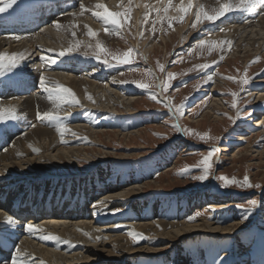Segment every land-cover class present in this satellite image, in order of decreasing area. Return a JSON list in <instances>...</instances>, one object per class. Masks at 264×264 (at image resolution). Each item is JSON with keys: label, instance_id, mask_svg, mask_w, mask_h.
<instances>
[{"label": "rangeland", "instance_id": "374dc122", "mask_svg": "<svg viewBox=\"0 0 264 264\" xmlns=\"http://www.w3.org/2000/svg\"><path fill=\"white\" fill-rule=\"evenodd\" d=\"M30 2L18 0V3L8 11L0 13V31L9 33L10 26L14 21L13 15L16 14L15 11H18L19 8L27 9L31 4L33 6L34 3ZM227 2L237 5V0H227ZM255 4L251 8L230 11L215 23L205 20L196 28L189 26L186 29L188 32L185 30L180 34L176 31V26H181L188 19L185 18L183 23L174 22L172 28L168 27L167 21H164L163 24L156 22L157 30L153 33L152 26L156 21L157 14L151 11L150 16L141 27L142 31L139 36L140 41L144 38L147 43L157 44L148 58L144 54L145 47L140 44L138 48L136 45L138 36L136 37L133 18L128 11L130 19L120 29L97 17L96 21L104 24L108 35L115 39L110 45L102 43L96 35L92 42L89 41L87 47L81 42H71L69 48L76 43H79L80 47L74 49L70 54L62 56L64 58L58 56L57 52L50 54L52 59L55 57L65 61L68 59L67 70L78 65L77 76L92 79L91 81H97L103 85L112 80L110 83L112 89L117 91L123 99H127L126 102H129L131 98H136L132 103L133 107L124 102L117 103L116 111H112L110 108L109 110L85 108L84 101L75 91L73 92L80 102L79 105L60 103L55 99L56 92L51 93L52 98L50 99L48 98L49 93L41 90L39 84L31 85L32 87L29 89L31 84L28 82L29 78L19 76L21 73H18L17 77L26 79L27 83L8 86L6 90L8 94H11V97L6 99L7 97L1 96L4 89L0 87V105L3 104V101L5 102L4 99L10 102L17 100L11 101L12 97L16 95H23L24 98L29 95L41 96L47 98L46 100L50 103L46 111L36 108L33 120L27 121L28 123H25L26 121L17 115L16 119H5L0 122V127L3 124H10L14 129L20 127L21 133L36 126L51 128L53 126L51 122L54 119L39 120L37 118L38 113L51 112L55 117H59V121L54 120V122L68 126V131L64 134L65 139L72 138L70 137L73 133L71 126L80 128L75 130L76 135L73 136L75 141L64 142L62 146L74 149L85 148L93 153L92 157L77 159L65 165L51 163L46 168L49 169V171L46 170L47 172L41 169L35 170L32 173L35 174V177L31 179L32 181L23 182L21 186L23 191L17 196L33 191L32 195L35 197L38 194L43 195L49 192L52 194L53 191L59 192L54 193V196L62 192L76 196V199L83 197L90 201L95 198V201H99L107 196L117 194L119 190L125 191L134 188V186H141L144 193L138 198L134 197L123 202H117L114 199L108 200L107 209L104 211L107 213H105L107 217L105 216L106 220L103 221L105 223L101 224L106 228L111 227L110 230L107 229L108 234H125L131 242V248L147 249L148 253L130 256L123 263L117 261L110 264H264V194L262 197L258 194L264 189V156H259L261 153L264 154V123L262 127H254L257 121L264 122V117L262 119L255 118V115L264 116V103L255 105L256 93H264V51L251 56L248 60L242 58L241 54L236 59H232L231 50L233 48L225 51V46H222L223 51L219 48L213 51H210L209 48H205V50L196 48L191 55L188 54L190 49L195 47L192 44L197 43V40L199 42L201 39H213L217 35L227 36L229 26L226 28L223 26L224 23L228 22L231 25L232 22L238 21L239 24H245L248 21L247 17L255 15L252 14L254 8L264 7V4ZM3 6L4 4L0 3V7ZM107 8L112 12L124 11L123 9L121 11V6L115 9ZM213 10L215 9H206L209 14H212ZM194 20L192 18L191 21L194 23ZM222 28L223 30H221ZM4 29L6 30L4 31ZM21 30V26H19L12 28V34L6 36L0 34V36H16ZM190 35L192 42L188 44L186 39ZM169 36L172 40H169L167 49H165L161 37L168 40ZM97 43L107 49V53L101 56V60H97L94 56V53L98 51ZM129 50L133 52L131 64H119L113 58L114 56H123ZM222 55L224 56L223 60L220 59ZM105 59L108 63L102 62ZM19 63L20 61L14 69L7 68L3 75H0V81L10 80V77L15 74L14 70L18 71ZM159 64L165 66L164 72L160 71ZM201 64H209L210 67L201 70L197 67ZM62 68L65 69L63 66ZM153 69L157 71L163 83L167 81L168 73L175 74L171 87L167 92H164L165 99L171 100L172 104L176 106L184 105L185 116L179 118V124L183 130L192 133L188 134L184 131L188 139L200 144L205 149L194 148L179 139L180 131L174 127L178 122L169 115L165 101L159 96L158 80ZM245 74L249 80L247 85L242 84ZM207 75H212L213 80L205 84L203 81ZM229 77L233 79H228ZM219 80L222 82L219 83ZM140 84H145L148 87L140 88ZM48 87L53 88L50 85ZM24 92L26 93L24 94ZM232 93H237L236 97H233ZM150 94H155L157 100L153 101ZM215 101H219L217 103L219 106L216 108L212 107ZM234 101L237 105L236 108L232 107ZM129 107L132 111H129ZM213 108L215 110L218 108V116L222 120L217 119L216 115L208 113ZM70 109L74 111L69 112ZM238 110L239 117H237ZM67 113L70 115H66ZM187 117L196 119L199 126L188 122ZM2 130L3 128L0 131ZM87 130L91 133L111 134L114 132L121 135L140 131L141 134L130 142L113 135H111L112 140L102 136L100 139L103 144H99L94 143L89 135L91 133L88 134ZM197 133L199 135H196ZM203 135L208 137L206 141L199 138ZM241 138L246 140L242 141ZM7 144L1 145L0 150ZM212 146L229 151L219 153L215 149L210 175L206 180L195 179L194 177L203 175L200 162L213 150L206 149V147ZM247 151L248 153H246ZM107 152L110 154L104 156L103 159L102 155ZM35 154L38 156L40 153ZM126 155L131 157H124ZM218 155H220L219 166L215 164V158ZM164 174L167 176L161 180V176ZM220 176L228 177L230 180L236 179L241 183L247 176L253 187L231 185L225 188L223 181L218 179ZM147 184L150 186L146 187ZM216 184L223 192L232 195V198L229 197L232 200L229 201L227 196L224 198L225 200L219 199L222 195L220 196ZM236 191L242 192L245 196L239 195ZM251 199L257 201L254 208L250 205ZM207 200H211V203L205 204ZM11 203L7 205V209L10 208ZM91 216L92 212L90 211ZM193 216H196V219L190 222V218ZM245 216L246 218H244ZM201 219L222 227L238 223L241 226L233 236L195 234L181 239L165 250L160 249L164 247L167 240L158 239L131 227L135 224L154 222L195 224ZM130 233H138L142 236L137 242L133 240ZM28 236L25 237L30 241L34 240V243H50V246L58 247L62 252L61 250L56 251L60 253H80L84 248L82 246L83 248L80 247L79 250H72L73 244L63 236L51 235L60 238L55 241L53 239L43 240L40 237L36 240V237L31 234ZM65 241L70 243L67 244ZM150 249L157 250L158 253H149Z\"/></svg>", "mask_w": 264, "mask_h": 264}, {"label": "bare ground", "instance_id": "6f19581e", "mask_svg": "<svg viewBox=\"0 0 264 264\" xmlns=\"http://www.w3.org/2000/svg\"><path fill=\"white\" fill-rule=\"evenodd\" d=\"M26 1L30 2L31 0ZM225 2H227V0H194V4L196 6L203 5L205 9H217ZM30 3H34L33 6H31V4L27 9L19 8L18 11H15L16 14L13 15L14 21L10 26L9 33L6 34L5 32H2L3 30L0 31V34L6 36L13 33L12 28L21 26L22 30L16 36H0V54H20L23 57V59L20 60L18 71L17 69L14 70V76L10 77L11 81L8 79L0 81V87L4 89V93L3 95L1 94V96L7 97L6 99L11 97V94H8L6 90L8 86L17 85L24 82L27 83L26 79H22L21 77L27 76L29 78L28 82H30L31 84L29 83L30 86L28 88L30 89V87L38 85L40 78L43 76L46 78L47 86L50 85V87H53L52 89H54L57 84H62L70 88L72 91H75L84 101L85 108H93L98 110H109L110 108V110L112 109V111H116L117 103L124 102L133 107L134 105L132 106V103L136 98H131L129 102H126L127 99H123L117 91L112 89V86L110 84L112 80L107 83L108 85H103L102 83H99L97 81H91L92 79L89 80L85 77H81L79 75L77 76L76 68L78 65H75L73 69L68 68L67 70L66 67L67 64H69V62H67L68 59L67 61H65L63 59L60 60L55 57V63H48L46 62V60L42 59V57L52 58L50 54L54 52L60 53L61 51H65L69 48L71 42H81V44H86L87 47L89 41L91 40L92 42L95 38L89 36V30L96 32L98 39L105 45H110L112 41H115V39L108 35L104 24H102L101 22H97V17L95 18V16L92 14L94 11H98V9L95 8L96 4H104L111 9L120 8L121 6V11L123 9V12L128 11V13L132 15L134 22L133 24L135 26V34L136 37L138 36V43L136 45H138V48L140 44H142V47H145L144 54L148 58V55L155 49L157 44H155L154 42L147 43V40L144 38L140 41L139 36L142 31L141 27L144 21L146 20V18H148V16H150L149 13H151V11L156 12V7H162V5L158 3V0H152L151 2H149L148 0H32V2ZM173 3L174 5L178 6L180 0H173ZM239 3L240 0H237V4ZM81 5H83L84 8L88 11H85L83 14H81ZM145 5H148L149 7H145ZM164 6H166V0ZM196 10V7H194L192 13L186 16V19H188L186 23L181 24V26L178 27L176 26V31H178L179 34L182 32L184 33V31L193 24L191 20L192 18L195 19L194 13ZM253 10L254 11L252 12V14L255 15L253 17H247L246 19L248 21L245 24H239L237 23L238 21L232 22L231 25L228 22L224 23L223 26H225L226 28L229 26V31H227L226 34L227 36L224 37L223 35H217V37L213 39L210 38L206 40H208L209 42H219L224 40L232 41V59H236L237 56L241 54L242 58L248 60L249 58H251V56L257 55V53H263L264 7L262 6L260 8H254ZM74 13L75 15H73ZM169 15H176V13L174 10H171L169 12ZM56 24H60L62 25V27L58 30L55 27ZM74 25L76 27H74ZM5 30L6 29H4V31ZM221 30H223V28ZM73 31L76 33L75 36L72 35ZM13 37H18L19 39H13ZM190 37L191 35L187 36L186 39L188 41V44L192 42V39H190ZM222 37H224V39H221ZM161 38L164 48L167 49L169 40H172L171 36L168 37V40L164 37ZM195 44L196 43L192 44V46H195ZM205 48L199 49L205 50ZM224 49L225 51L228 49L226 45ZM213 50L215 49H212L210 51ZM62 66L65 69H63ZM83 70L85 71L86 68L84 67ZM153 71L156 74L154 75L157 77L158 85H161L163 83V80L160 79L155 69H153ZM18 73H21V75H19L21 77H17ZM221 82L222 81L219 80V83ZM204 92L206 91L204 90ZM25 93L26 92H24V94ZM256 94L257 96L255 105H262V103H264V93ZM159 95L163 101L167 102L164 93H161L160 87ZM88 96H92L93 99L90 101L88 99ZM6 99H4L5 102L3 101V104H1L0 107L15 108L18 117L25 120V123H28L27 121L33 120L36 108H42L46 111V108L49 107L48 104H50L46 100L47 98L45 99L41 96L36 95L25 96V98L23 95H16L12 97L11 101L13 99L17 100H14L12 102H10L9 100L7 101ZM216 101L212 106L214 108L219 106V104H217L219 101ZM214 108L210 109L208 113H210L211 115H216L217 117H215L217 119L222 120V118L218 116V108L216 110ZM68 111L73 112L74 110L70 109ZM129 111H132L130 107ZM170 114L172 116V113ZM66 115L70 114L67 113ZM26 117L29 118L27 119ZM263 117L264 116L261 115H255V118L262 119ZM54 120L59 121V119ZM54 120L51 122L53 125L52 127L50 126L51 128L36 126L35 128L29 129L24 133L20 132V127L14 129L10 126V124H3L0 127V130L2 128L4 130L0 131V135H2L0 138V146L8 143L7 146L4 145L2 150H0V264H12L13 260L16 259L17 250H20L22 253H27V255H22L20 257V259L24 261V264H41V262L42 264H99L103 262L105 264H110L111 262L117 261L123 263L130 256L139 255L144 252L148 253L147 249L131 248V242L125 234H108L107 229H111V227H109L110 225L108 226L109 228H106L103 227V224H101L106 220L105 216L107 213L104 211H106L105 209H107L106 206L108 205V200L114 199L117 202H123L124 200L129 201V199L134 197L138 198L141 194L144 193V190L141 186L133 185L134 188H131L129 190H119L117 194L115 193L113 196L106 195L107 197H101L102 199H100L99 201H95V198H93L90 200L92 202L83 197L77 200L76 198H73L71 194L65 196L62 194H58L57 197L62 198V200L68 199L70 202H72V207L65 210L63 215H59V213H56L54 211L52 212L50 217L42 219L35 220L32 218V220L23 221L19 217H15L9 210L5 209L7 205L10 204V202L14 203L13 207L11 206L12 209L18 206L24 207L25 205H30L33 208L32 211H42L46 207L53 206V201L49 200L51 195L50 193L48 195V198H46V200H43L41 204L34 203L32 201L31 196L33 194V191H30L27 194L22 193L17 196L21 191H23L21 188L23 182L33 179V177H35V174L32 173H34V171L37 169L49 171V169L46 168L51 163L65 165L66 163H71L77 159L93 156L92 151L85 148L74 149L65 148V146H62V143L64 142L70 143L72 141H75L73 139L74 135H71L70 137L72 138L70 139H65V136L61 138L60 133H58L56 130L58 123L54 122ZM176 120L179 124V119ZM187 120L188 122L194 123L199 126V122L196 121V119L187 117ZM54 123L57 124L54 125ZM263 123V121H257L256 124H254V127H262ZM22 126L21 128L24 129ZM71 129L72 132L75 133V130H78L80 128L78 126H71ZM180 129H182L181 126ZM88 130V134L91 133ZM182 130L180 131V140H182L183 143L197 149L202 148L200 144L188 139L185 132ZM140 134V131H134L133 133H129L127 135H121L114 132L111 134L103 132L91 133L89 135L90 138L94 140V143L103 144L100 139V137L102 136H106L105 138L112 140L111 135H113L116 138L121 137L122 139L130 142L136 139V136ZM240 140L244 141L246 139L241 138ZM33 148L39 149L41 151L39 152L40 154L38 156H36V154L32 151ZM208 148L216 149L219 153L229 151L227 149L222 150L218 146H212ZM246 153H248V151ZM108 154L110 153H104V155H102L103 157H101L104 159V156ZM113 156H115V154H113ZM259 156L263 157L264 154L261 153ZM124 157L129 158L131 156L126 155ZM219 157L220 155L216 156L215 158V164L217 166H219L220 163ZM166 176L167 174L162 175L161 180H163V178ZM149 186L150 185L147 184L146 187ZM216 188L219 190L220 195H222L219 199L231 196L228 195L227 192H223L217 184ZM263 192L264 189L258 194L262 197L264 194ZM237 193H239V195L245 196L242 192ZM209 203H211V200H207L205 202V204ZM90 211L92 212V218L90 217ZM9 216L13 218L15 223L9 224L6 222V218ZM28 224H32L43 229V233H37L34 236L36 237V240L41 235H57L63 236L68 241H71V243L74 245L72 246V250L74 251L79 250V248L82 246L84 248L82 247L83 249H81L82 251H80V253L68 254V252H57L56 250L59 251L61 249H59L58 247L50 246V243H34V240L30 241L29 238L25 237L28 235L30 236L29 232L27 231ZM240 226L241 225H239L238 223L231 224L227 227H222L220 225L212 224L205 219H201L198 220V222H196L195 224H189V222H154L135 224L131 227H135L149 234L150 236L157 237L158 239L167 240V242H165L164 244V247L160 249L165 250L170 248L172 244H176L181 239L195 234L233 236L240 229ZM83 232L90 233L91 239L83 235ZM97 237H100V239L97 240ZM148 251L149 253L153 254L158 253L157 250L150 249Z\"/></svg>", "mask_w": 264, "mask_h": 264}, {"label": "snow or ice", "instance_id": "6c2138e0", "mask_svg": "<svg viewBox=\"0 0 264 264\" xmlns=\"http://www.w3.org/2000/svg\"><path fill=\"white\" fill-rule=\"evenodd\" d=\"M0 3H3L4 6L0 7V13L8 11L9 8L13 7L18 3V0H0ZM158 3L162 5V7H156V21L153 22L152 26V32H156L155 24L156 22H160L163 24L164 21H167L168 27L172 28L174 22L183 23L185 21V18L188 14L192 13V10L194 7H196V11L194 13L195 15V22L191 25L193 28H196L198 24H200L202 21H208L211 23H215L216 20L220 19L221 17L225 16L228 12L233 10H243L245 8H251L255 3H261L264 4V0H240V3L237 5H233L230 2H225L221 6H219L217 9L213 10L212 14H209L208 11H206L205 7L203 5L196 6L194 4V0H180V3L178 6L174 5L173 0H166V6L165 0H158ZM145 7H149L148 5H145ZM95 8L98 9V11H94L92 14L98 18H102L106 23L115 25L118 29L122 28L130 19L127 12H112L110 11L104 4H96ZM102 10V11H99ZM171 10H174L176 15H169V12ZM85 11H88L84 8L83 5H81V14H83ZM75 15V13L73 14ZM147 19V18H146ZM55 27L59 30L62 25L56 24ZM74 27H76L74 25ZM89 36L95 37L97 35L96 32L89 30ZM73 36L76 35V33L73 31ZM13 39H19L18 37H13ZM227 46V48L230 50L232 47V41L224 40L219 42H209L206 39H201L198 43L195 44V47L190 49L189 55L193 51L196 50V48H205L208 47L210 50L212 49H221L223 51L222 46ZM80 47L79 43L74 44L71 48L67 49L66 51H61L58 55L59 56H65L70 54L74 49H78ZM96 48L98 49L97 52L94 53V56L97 60H101V56L105 55L107 53V49L102 45L97 43ZM132 50H129L127 53H124L123 56H114L113 58L119 63V64H131L132 63ZM23 57L20 54H0V75H3L4 71L7 68H14L18 66V62L22 60ZM42 59L46 60L48 63H55V60L49 57H42ZM221 60L224 59V56L222 55L220 57ZM102 62L108 63L107 59L103 60ZM199 69H207L210 67L209 64H201L197 66ZM159 69L161 72H164L165 66L163 64H159ZM175 79V74L168 73L167 81L162 83L161 85H158V87L161 88V93L167 92L168 89L171 87L172 81ZM228 79H233L232 77H229ZM213 80L212 75H207L206 79H204L203 83H208L209 81ZM249 83V80L247 79V76L245 74V79H243L242 84L247 85ZM39 87L43 89L44 92L49 93V98L51 99V93L54 91L57 93L55 99L59 101L60 103H73L76 105H79V100L77 99L75 93L67 87H63L59 84L56 85L55 89H50L47 86L46 78L41 77L39 81ZM140 88L146 89L148 86L145 84H140ZM233 97H236L237 93H232ZM150 98L153 101L157 100V96L155 94H150ZM88 99L91 101L93 98L92 96H88ZM59 106V105H58ZM165 107L168 108V111L172 113V116L176 119H179L184 115V105L181 104L179 106H176L172 104L171 100H168L165 103ZM233 108H236L237 105L235 101L232 104ZM240 112L237 111V117H239ZM17 113L15 108H3L0 107V122H3L5 119H16ZM39 120H53L58 119V117H55L53 113L51 112H45L43 114L38 113ZM231 119V118H230ZM174 127L181 131L179 124L174 125ZM57 132L60 133L61 138H63L64 134L68 131V128L64 124H58L56 128ZM187 132L188 134H192L188 130H182ZM72 135H76V133H72ZM196 135H199L198 133ZM201 140L206 141L208 137L206 135L199 137ZM32 151L34 153H39V149L33 148ZM216 150L213 149L208 153L207 156H205L202 161L200 162V167L202 169L203 175H200L198 177H194L198 180H206L208 176L210 175V169L212 167L211 161L213 154ZM219 180L223 181V187L228 188L231 185H237L241 187H247L252 188L253 185L251 184L249 178L247 176L244 177L243 182L238 181L236 179H229L225 176L218 177ZM256 187H259V185H256ZM257 204V201L255 199L250 200L251 207H255ZM246 218V216L244 217ZM196 216H193L190 218V222L195 221ZM6 222L9 224L15 223L13 218L11 216L6 218ZM27 231L29 234L35 236L37 233H43V229L39 228L38 226H34L32 224L27 225ZM132 235V238L134 241L139 240V238L142 236V234L138 233H130ZM83 235L89 237L91 239V234L88 232H83ZM41 239L48 240V239H54L59 240L60 238L57 236H50V235H41ZM97 240L100 239V237L96 238ZM65 243H70L68 241H65ZM74 246V245H73ZM22 255H27V253H22L20 250H17L16 259L13 260L12 264H24V261L20 259ZM42 264V262H41Z\"/></svg>", "mask_w": 264, "mask_h": 264}, {"label": "water", "instance_id": "95a60500", "mask_svg": "<svg viewBox=\"0 0 264 264\" xmlns=\"http://www.w3.org/2000/svg\"><path fill=\"white\" fill-rule=\"evenodd\" d=\"M204 148V147H203ZM205 149V148H204Z\"/></svg>", "mask_w": 264, "mask_h": 264}]
</instances>
